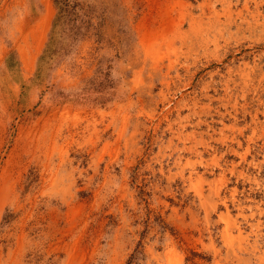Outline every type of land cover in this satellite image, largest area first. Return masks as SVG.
Wrapping results in <instances>:
<instances>
[{
  "label": "rangeland",
  "instance_id": "374dc122",
  "mask_svg": "<svg viewBox=\"0 0 264 264\" xmlns=\"http://www.w3.org/2000/svg\"><path fill=\"white\" fill-rule=\"evenodd\" d=\"M58 1L0 0V264H264V0Z\"/></svg>",
  "mask_w": 264,
  "mask_h": 264
},
{
  "label": "trees",
  "instance_id": "16d2710c",
  "mask_svg": "<svg viewBox=\"0 0 264 264\" xmlns=\"http://www.w3.org/2000/svg\"><path fill=\"white\" fill-rule=\"evenodd\" d=\"M55 4L59 8V10H60V6H61V8L67 6L66 2H59L58 0H55Z\"/></svg>",
  "mask_w": 264,
  "mask_h": 264
},
{
  "label": "bare ground",
  "instance_id": "6f19581e",
  "mask_svg": "<svg viewBox=\"0 0 264 264\" xmlns=\"http://www.w3.org/2000/svg\"><path fill=\"white\" fill-rule=\"evenodd\" d=\"M240 231V230H239ZM242 232V231H241Z\"/></svg>",
  "mask_w": 264,
  "mask_h": 264
}]
</instances>
